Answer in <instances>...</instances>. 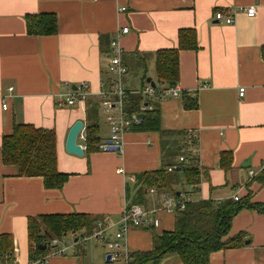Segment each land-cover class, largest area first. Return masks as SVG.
Instances as JSON below:
<instances>
[{
  "label": "crops",
  "instance_id": "obj_1",
  "mask_svg": "<svg viewBox=\"0 0 264 264\" xmlns=\"http://www.w3.org/2000/svg\"><path fill=\"white\" fill-rule=\"evenodd\" d=\"M251 3L256 13L248 17L238 8ZM219 9L233 17L232 24L213 18ZM39 12L55 13V34L27 33L25 15ZM123 26L128 31L119 34ZM181 28L195 29L196 47L177 53L179 96L156 102L161 130L195 137L189 149H195L198 163L194 184L184 181L186 163L176 160L181 145L173 135L163 138L171 141L166 154L154 130L124 131L120 152L96 148L111 134L98 104L99 87L111 78L105 68L110 39L122 48L123 88L137 90L147 83L142 61L154 82L153 53L175 48ZM81 85L87 91L84 100L67 105L66 93ZM184 98L195 106L185 108ZM85 100L97 104V142L76 156L65 150V138L75 121L84 127ZM15 122L54 131L56 168L68 177L60 188H45L39 176L17 174L15 166L3 162L0 142V247L9 250L10 264L30 263L29 217L84 213L112 223L131 204L155 211L164 191L140 176L169 165L174 169L166 172L178 180L171 189L187 193L189 202L244 198L264 203V172L259 171L264 161V0H0V141ZM156 217V227H130L125 233L130 264L132 253L152 249L153 235L173 228L174 213L158 209ZM227 231L225 238L239 235L240 244L211 252L209 264H264V213L243 207L232 215ZM105 255L102 242L87 241L47 264H106ZM139 264L182 263L166 253L155 263Z\"/></svg>",
  "mask_w": 264,
  "mask_h": 264
},
{
  "label": "trees",
  "instance_id": "obj_2",
  "mask_svg": "<svg viewBox=\"0 0 264 264\" xmlns=\"http://www.w3.org/2000/svg\"><path fill=\"white\" fill-rule=\"evenodd\" d=\"M26 31L32 35H53L57 30L56 15L51 12L28 13L25 15ZM177 46L175 48H165L156 50L153 53L155 83L163 86H173L178 78L177 53L180 49H194L195 29L181 28L177 33ZM142 79L145 80V64L142 61ZM184 97V96H183ZM185 108H192L195 103H188L183 99ZM84 119L86 123L83 127L85 139L83 141L84 150L93 149L97 142L94 133L96 127L97 104L85 100ZM140 106V117L136 126H130L128 131H158L162 137L160 142L164 154L171 149V141H167L168 136H175L181 145V155L187 159L185 167H182L184 181L187 184H194L199 179L197 174V159L191 154L190 147H194L195 137H187V132L164 131L159 128V116L156 100H147L137 94H128L123 100L122 111L125 114L138 113ZM150 106V108H148ZM12 131L1 137V157L5 164L16 167L17 174L21 176H39L44 187L60 188L68 177V174L56 168V140L52 129L34 126L31 123H18L12 125ZM188 138V141H187ZM98 149V148H97ZM164 157V156H163ZM182 166V167H181ZM141 180L147 185L154 186L167 193L176 195V191L171 189L172 184H176L172 174H168L163 168L150 173H142ZM139 179V180H140ZM243 207L253 208L257 212L264 213V203H249L246 199L230 198L221 202H211L199 200L198 202L187 201L181 211L174 212V226L171 231L162 232L160 235H153L152 249L143 253H132V264H139L143 260L157 259L166 253L175 254L182 264H209L208 255L211 252L238 246L241 242L239 235L225 238L232 215ZM97 217L88 214L61 213V214H41L29 217L27 220L28 243L30 244V263L46 253L47 248L40 249L37 242L44 245L53 236L61 235L68 231L88 232L93 227ZM9 253L8 249L0 247V258ZM2 259V258H1ZM41 264V263H40Z\"/></svg>",
  "mask_w": 264,
  "mask_h": 264
},
{
  "label": "built area",
  "instance_id": "obj_3",
  "mask_svg": "<svg viewBox=\"0 0 264 264\" xmlns=\"http://www.w3.org/2000/svg\"><path fill=\"white\" fill-rule=\"evenodd\" d=\"M257 1V0H254ZM244 11L246 16H253L255 11V4L251 3L246 7L238 8ZM213 18L218 22H224L226 24L233 23V17L223 11V9L215 10L213 13ZM127 27L123 26L120 28V33H126ZM109 50L106 54V73L111 75L108 83L101 84L98 91V104L105 118L106 123L110 131L109 139L104 142H98L96 148L101 151L116 150L120 152V135L124 131L128 130L130 126H136L140 117H137L138 113L144 109V106H140L138 113L125 114L122 111L123 100L128 94L139 93L142 98L147 100L160 101L167 98H175L179 96L180 91L173 86H163L159 83L153 82L150 86L148 83H144L137 90H127L123 88L121 84L122 76L124 75L126 68L121 59L122 48L118 45L116 38L110 39ZM82 86V85H81ZM76 87L75 90H70L65 95V103L67 105H72L74 103H81L87 95V91L83 89V86ZM10 92L12 87L7 88ZM244 87L241 86L238 89V97L243 94ZM1 108H7L6 98L1 97ZM115 110V112H114ZM75 143L77 140L82 142L85 139V133H83V127L76 133ZM192 135L187 132V137ZM194 138V135H192ZM188 141V138H187ZM79 147L84 150V144H80ZM195 149L191 150V154L195 155ZM176 160L178 163L186 162L187 159L184 155H178ZM197 163V162H196ZM198 168V163H197ZM174 169V165H169L166 167V171L169 172ZM259 171L264 172V161L259 165ZM117 173H121L122 170L118 168ZM248 173L253 174L252 171L248 170ZM153 191V189H150ZM235 200L236 198H232ZM189 200L187 193H178L173 195L172 193L162 192L159 197L160 206L155 211H147L142 206L137 204H131L127 206L116 222H110L106 216H102L95 220V223L90 231L77 232L68 231L62 233L58 236L51 237L48 242H46L45 247L47 251L45 254L37 257L34 262L29 264H47L50 257L62 256L63 254L72 251L77 245L83 246L87 241H100L103 243L106 250L105 260L106 264H130L128 260V254L126 249H124L125 233L130 227L135 228H147L156 227L158 224V219L156 217V212L158 209L165 210L169 213H174L176 211H181L184 209L186 202ZM152 213H155L153 216ZM10 252L5 253L0 258V264H10L9 257ZM106 256L108 258L106 259Z\"/></svg>",
  "mask_w": 264,
  "mask_h": 264
},
{
  "label": "water",
  "instance_id": "obj_4",
  "mask_svg": "<svg viewBox=\"0 0 264 264\" xmlns=\"http://www.w3.org/2000/svg\"><path fill=\"white\" fill-rule=\"evenodd\" d=\"M145 81L150 85L152 86L153 85V81L150 80V78H146ZM76 87L75 86H72V90H75ZM142 116V113H138L137 117H141ZM82 126V121H75L73 123V125L70 127V129L68 130L67 132V135H66V142H65V150L68 152V153H71V154H74L76 156H81L82 154V149L79 147L78 144L75 143V137H76V133L80 130ZM176 149L178 150L179 147H176ZM178 194V192L176 193ZM247 241H245L246 243ZM37 246L40 248V249H43L45 247V245L43 243H40V242H37ZM108 258V256H106V259Z\"/></svg>",
  "mask_w": 264,
  "mask_h": 264
},
{
  "label": "rangeland",
  "instance_id": "obj_5",
  "mask_svg": "<svg viewBox=\"0 0 264 264\" xmlns=\"http://www.w3.org/2000/svg\"><path fill=\"white\" fill-rule=\"evenodd\" d=\"M101 116V115H100ZM89 244V243H88ZM88 244H87V246H88ZM104 259V258H103ZM101 264H103V260H102V262H101Z\"/></svg>",
  "mask_w": 264,
  "mask_h": 264
}]
</instances>
